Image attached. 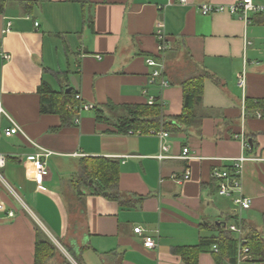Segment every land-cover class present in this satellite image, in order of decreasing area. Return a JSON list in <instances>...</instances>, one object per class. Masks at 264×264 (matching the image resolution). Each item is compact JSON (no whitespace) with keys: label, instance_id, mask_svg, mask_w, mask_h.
<instances>
[{"label":"crops","instance_id":"obj_1","mask_svg":"<svg viewBox=\"0 0 264 264\" xmlns=\"http://www.w3.org/2000/svg\"><path fill=\"white\" fill-rule=\"evenodd\" d=\"M237 1H5L0 12L5 165L0 170L16 196L0 185V202L14 212V217L0 213V264H35L37 230L71 264H264V257L252 254V263H238L237 255L232 263L213 251L223 235L237 242L238 254L239 234L221 222L237 224L244 240L253 231L264 238V10L248 13L245 20L227 12L202 14L198 8ZM158 26L166 43L161 52ZM149 57L163 62L167 87L150 82ZM241 72L244 89L236 83ZM197 76L202 78L195 107L200 121L164 128L183 110L182 82ZM42 83L53 91L72 89L80 105L92 108L62 126L58 114L40 110ZM150 96L160 110L154 130L168 133L163 152L152 129L118 133L123 112L102 107L144 106ZM93 107L103 108L108 120L97 121ZM12 123L24 134L5 136ZM183 148L190 158L181 157ZM43 151L50 153L49 175L38 183L34 164ZM240 156L245 158L241 190L233 197L249 198L250 207L238 210L233 197L218 194L213 173L228 171ZM96 157L117 162L112 197L93 193L78 180L80 161ZM185 170L190 171L186 180ZM143 235L152 236L156 247L146 248ZM198 245L196 257L183 253Z\"/></svg>","mask_w":264,"mask_h":264},{"label":"trees","instance_id":"obj_2","mask_svg":"<svg viewBox=\"0 0 264 264\" xmlns=\"http://www.w3.org/2000/svg\"><path fill=\"white\" fill-rule=\"evenodd\" d=\"M6 0H0V12L3 10ZM202 78L199 76L188 78L182 82L184 97L183 110L179 116L175 117L174 124L163 123L164 128L172 130L178 129V124L194 125L200 121L195 114V107L201 101V84ZM41 94V112L56 113L60 116L62 126H68L73 117L77 114L79 100L75 99L73 90L66 91L64 88L60 91H53L47 84L42 83L40 88ZM109 112L119 111L123 115L117 118L116 132L127 133L128 131L145 133L149 129H157L160 124V110L157 105L144 106H120L112 103H106L102 106ZM95 108V118L97 121H107L108 117L103 108ZM264 113V111H263ZM80 177L78 180L83 181L89 186L93 193H103L109 197L113 195L110 191L117 186L118 166L113 159L96 157L83 158L80 161ZM92 181V183H90ZM215 241V240H214ZM219 255L224 254L230 262L236 261L237 242L228 237H220L215 241ZM245 244L249 248L250 254L264 257V238L256 232H249ZM183 253H193V257L202 250L201 246H190L184 249ZM55 260V264H71L68 259L59 251L58 247L49 239L43 238L40 232L36 231L34 261L35 264H49ZM76 260V259H75ZM77 261V260H76ZM194 261V260H193Z\"/></svg>","mask_w":264,"mask_h":264},{"label":"built area","instance_id":"obj_3","mask_svg":"<svg viewBox=\"0 0 264 264\" xmlns=\"http://www.w3.org/2000/svg\"><path fill=\"white\" fill-rule=\"evenodd\" d=\"M182 2H185V0H181ZM200 12L202 14H210V13H216V12H227L229 14H234L238 15L239 17L247 20L248 18V13H259L264 10V5L261 4H256L252 0H240L235 3L231 4H211V3H206V4H200L198 6ZM37 25V23H35ZM159 27V26H158ZM161 27V25H160ZM158 28L156 31V38L158 40V50L164 51L166 48V43L164 40V33L161 28ZM2 57L4 59H8L9 55L2 53ZM146 64L152 68L151 72V83L157 82L160 86V88H165L169 85L168 80L165 78L163 74L164 70V65L161 60H157L155 58L149 57L146 58ZM237 86L240 87L241 89H244L245 87V74L244 72H241L240 74L237 75ZM146 93V92H145ZM75 99L80 100V95L75 94ZM154 98L150 96L148 98V105H153L154 104ZM78 112H80L83 108L85 109H90L92 108L91 104H85V105H80L79 107H76ZM78 115V113H77ZM75 123L79 122V117L76 116L74 119ZM3 133L5 136H11L13 134H24L21 128L16 125L15 123H12V125L9 128H6L3 130ZM127 133H133L131 130L128 131ZM150 134H153L158 137L160 140V149L161 151H166L167 150V145L163 142L164 138L168 136V133L163 131V130H150ZM244 146H248L247 142L243 140ZM50 153L43 151L41 153H38L36 155V160L34 164V169H35V179L39 183L41 182L46 176L49 175V169H48V164H47V158ZM158 158H163L164 156L162 154L157 155ZM182 158H190L188 154V149L183 148L182 149ZM245 158L243 156H240L237 159H234L233 165L231 168L226 171H214L213 177L217 179L218 182V194L221 196L225 197H233V193L235 191H240L241 190V175H242V164L244 162ZM5 165V156L0 154V168H2ZM190 176V171L185 170V173L183 174V179L186 180ZM172 178L175 179L178 182H181L182 179H179L175 175H172ZM0 185L5 187L9 193L12 196H16L15 192L11 189V187L8 185V183L4 180L1 172H0ZM234 204L236 205V208L238 210L241 209H248L250 207V199L243 197L241 194L234 196L233 197ZM236 210H234L235 212ZM1 212H6L7 217H14V212L10 209H6L5 205L0 202V213ZM220 226L224 227L225 229L229 230L230 232H236L239 234L238 238V254H237V262H249L252 263V257L249 252L248 246L245 244L244 238L241 236V229L237 224H227L225 222H221L219 224ZM134 232L142 235L143 229L141 227H136L134 228ZM143 240V245L146 248L153 249L156 247V240L150 236V235H143L142 236ZM217 246L214 245L213 251L217 252Z\"/></svg>","mask_w":264,"mask_h":264},{"label":"rangeland","instance_id":"obj_4","mask_svg":"<svg viewBox=\"0 0 264 264\" xmlns=\"http://www.w3.org/2000/svg\"><path fill=\"white\" fill-rule=\"evenodd\" d=\"M0 172H1V170H0Z\"/></svg>","mask_w":264,"mask_h":264},{"label":"water","instance_id":"obj_5","mask_svg":"<svg viewBox=\"0 0 264 264\" xmlns=\"http://www.w3.org/2000/svg\"><path fill=\"white\" fill-rule=\"evenodd\" d=\"M67 90H69V89H67Z\"/></svg>","mask_w":264,"mask_h":264}]
</instances>
